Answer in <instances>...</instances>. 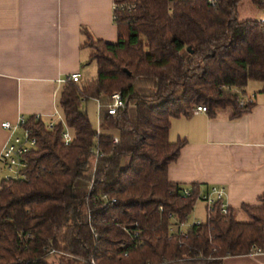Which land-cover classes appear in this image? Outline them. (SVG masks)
Masks as SVG:
<instances>
[{"label": "trees", "instance_id": "obj_1", "mask_svg": "<svg viewBox=\"0 0 264 264\" xmlns=\"http://www.w3.org/2000/svg\"><path fill=\"white\" fill-rule=\"evenodd\" d=\"M243 1L114 0L117 42L85 33L96 78L66 82L59 95L72 142L63 144L61 122L47 131L46 120L25 119L37 148L24 156L23 180L0 182V264H224L264 254V195L261 206L226 214L216 202L204 222L170 231L201 196L192 185L183 199L167 178L183 146L169 141L171 121L197 106L237 118L252 106L236 103L247 84H264V23L239 20ZM249 1L264 15V0ZM115 93L125 108L110 116ZM91 100L99 133L83 110Z\"/></svg>", "mask_w": 264, "mask_h": 264}, {"label": "crops", "instance_id": "obj_2", "mask_svg": "<svg viewBox=\"0 0 264 264\" xmlns=\"http://www.w3.org/2000/svg\"><path fill=\"white\" fill-rule=\"evenodd\" d=\"M114 8V0H0V152L8 139L3 122L15 124L21 116L48 120L63 87L58 81L78 74L80 83L89 82L81 80L91 55L85 33L94 41L115 44ZM263 87L247 84L243 93L252 98V106L237 118L225 108L171 121L169 141L183 146L168 167L170 183L188 190L197 185L200 195L223 188L228 209L262 205ZM263 257L238 259L264 264Z\"/></svg>", "mask_w": 264, "mask_h": 264}, {"label": "built area", "instance_id": "obj_3", "mask_svg": "<svg viewBox=\"0 0 264 264\" xmlns=\"http://www.w3.org/2000/svg\"><path fill=\"white\" fill-rule=\"evenodd\" d=\"M207 3L211 6L216 4V0H207ZM261 24L264 23V15L258 20ZM66 82H74L79 84L80 76L78 74H71L66 79L58 81V84H65ZM98 103V102H97ZM236 103L240 108H243L247 105L252 104V98L247 97L244 95H240L236 99ZM125 108V102L123 101L121 95L119 93H115L111 96V101L107 105L106 110L107 114L113 116L116 114L117 111ZM98 115L100 110V105H97ZM206 114L207 110L204 106H197L192 111L191 114ZM36 119H43L41 116H35ZM24 117H19L15 124H11L9 122H3L1 124V128L8 133V139L6 144L4 145L3 149L0 152V182L1 181H8V180H23L25 178V170L27 164L24 160V156L29 154L30 152L36 150L37 148V141L34 137L31 136V133L28 129L23 128L22 126L25 123ZM61 122L64 127L65 131L62 135V141L65 146H68L72 142V135L70 131L65 126L63 116L58 109V106L55 105L53 114L46 120V130L51 131L53 127ZM99 133V130H98ZM118 142L117 138L113 140V143L116 144ZM96 158L98 157V153L94 152ZM189 196V190L184 189L183 191V199ZM225 198V190L220 187H212L207 193L201 195L199 200L205 204L206 208V219L209 216L213 205L216 202H220L221 212L223 214L227 213V206L224 203ZM103 202H109V198L107 196L102 197ZM115 203V200L111 201ZM200 221H194L190 225L187 223L180 224L177 228H171L172 233H178L183 235L185 229L192 226V225H199ZM264 255L260 253V251L255 250L252 256Z\"/></svg>", "mask_w": 264, "mask_h": 264}, {"label": "rangeland", "instance_id": "obj_4", "mask_svg": "<svg viewBox=\"0 0 264 264\" xmlns=\"http://www.w3.org/2000/svg\"><path fill=\"white\" fill-rule=\"evenodd\" d=\"M239 20H259L263 12L259 10L255 5H253L249 0H244L239 8ZM91 52H94V50L91 49ZM82 72V81H91L96 78L97 75V68L95 63H89L88 66H86ZM85 84V82H82L81 85ZM96 103L91 100L83 104V110L86 111L88 118L90 120L91 125L94 127L95 130H99V116H98V110L96 108ZM197 217L200 222H204L206 220V214L203 209L202 203H198L194 213H192L188 218V224L191 223L193 218ZM264 258V257H263ZM224 264H252L249 261H244L238 258H228L224 261Z\"/></svg>", "mask_w": 264, "mask_h": 264}]
</instances>
